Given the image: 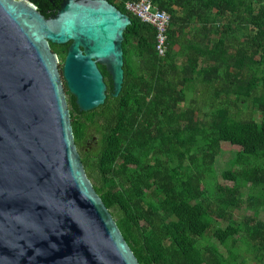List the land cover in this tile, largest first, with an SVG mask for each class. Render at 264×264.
<instances>
[{
  "label": "trees",
  "instance_id": "1",
  "mask_svg": "<svg viewBox=\"0 0 264 264\" xmlns=\"http://www.w3.org/2000/svg\"><path fill=\"white\" fill-rule=\"evenodd\" d=\"M31 1L46 17L61 4ZM108 1L132 20L122 91L113 95L101 64L104 104L80 111L66 91L87 175L139 262L223 264L216 245L200 246L210 232L231 254L241 231L250 249L264 252V221H236L232 211L244 187L264 208V0H151L171 15L164 57L155 27L126 10L127 0ZM68 46L51 43L61 71ZM222 141L242 148L240 168L223 172L233 186L207 181ZM216 216L228 224L213 229Z\"/></svg>",
  "mask_w": 264,
  "mask_h": 264
},
{
  "label": "water",
  "instance_id": "2",
  "mask_svg": "<svg viewBox=\"0 0 264 264\" xmlns=\"http://www.w3.org/2000/svg\"><path fill=\"white\" fill-rule=\"evenodd\" d=\"M129 14L108 0H0V264H141L87 175L67 91L104 104L124 83ZM51 43H69L62 63Z\"/></svg>",
  "mask_w": 264,
  "mask_h": 264
},
{
  "label": "rangeland",
  "instance_id": "3",
  "mask_svg": "<svg viewBox=\"0 0 264 264\" xmlns=\"http://www.w3.org/2000/svg\"><path fill=\"white\" fill-rule=\"evenodd\" d=\"M241 108L247 110L246 104H241ZM255 116L260 119L261 113H256ZM97 136H99L97 134ZM241 146L234 145L228 141L221 142V152L216 157V160L213 164L214 168V178H207L209 183L212 184L220 183L222 185L233 186L234 182L230 178L224 176V171L227 169L238 170L240 168L239 164L234 163V159L237 156V153L241 150ZM209 183L207 186L209 187ZM242 192V199L240 206L238 208H233V217L236 221H242L247 216L256 217L259 220L264 221V208H257L255 204H251L249 200L252 198V194H257L256 191H252L249 187H244ZM214 228L218 226L225 227L228 224V220L215 217ZM244 232H240L237 235L239 241L234 247V252L232 254L228 251L225 245L220 243V241L213 236V232H210L200 241V246L204 247L206 245H216L223 256L227 259L223 264H264V252H257L252 249L243 241L242 237Z\"/></svg>",
  "mask_w": 264,
  "mask_h": 264
},
{
  "label": "built area",
  "instance_id": "4",
  "mask_svg": "<svg viewBox=\"0 0 264 264\" xmlns=\"http://www.w3.org/2000/svg\"><path fill=\"white\" fill-rule=\"evenodd\" d=\"M124 4L126 10L136 15L141 21L155 27L156 50L159 56L164 57L168 49V28L171 15L154 5L151 0H127Z\"/></svg>",
  "mask_w": 264,
  "mask_h": 264
},
{
  "label": "flooded vegetation",
  "instance_id": "5",
  "mask_svg": "<svg viewBox=\"0 0 264 264\" xmlns=\"http://www.w3.org/2000/svg\"><path fill=\"white\" fill-rule=\"evenodd\" d=\"M61 3H62V0H61ZM78 147V146H77ZM79 149V148H78Z\"/></svg>",
  "mask_w": 264,
  "mask_h": 264
}]
</instances>
